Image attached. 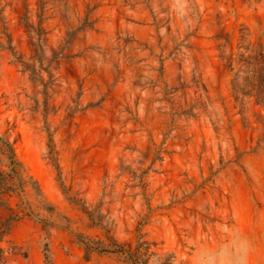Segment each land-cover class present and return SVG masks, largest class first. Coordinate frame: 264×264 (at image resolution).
<instances>
[{
	"label": "rangeland",
	"instance_id": "1",
	"mask_svg": "<svg viewBox=\"0 0 264 264\" xmlns=\"http://www.w3.org/2000/svg\"><path fill=\"white\" fill-rule=\"evenodd\" d=\"M256 64L264 0H0V264H264Z\"/></svg>",
	"mask_w": 264,
	"mask_h": 264
},
{
	"label": "trees",
	"instance_id": "2",
	"mask_svg": "<svg viewBox=\"0 0 264 264\" xmlns=\"http://www.w3.org/2000/svg\"><path fill=\"white\" fill-rule=\"evenodd\" d=\"M246 63H249L247 61V59H244ZM260 62H258V65H259ZM257 64H256V67H257V71H255V74H257L256 76V83H253V82H249L248 79L246 80L247 83V87L249 88V91H254L255 92V98H256V102L258 105H260L262 108H264V77H263V69L261 67H259ZM235 88H236V84L233 83V90L235 91ZM263 140H264V132H263ZM8 159H9V166H10V171H9V174L14 176V175H17L18 174V171H17V162L16 160L14 159V157L12 155H9L8 156ZM6 229L7 228V224L4 223L3 226L0 227V229ZM1 231L0 230V235H1ZM86 249L87 250H90V249H97V248H92V247H88V245L86 246Z\"/></svg>",
	"mask_w": 264,
	"mask_h": 264
}]
</instances>
